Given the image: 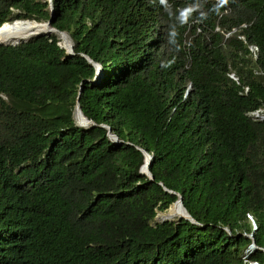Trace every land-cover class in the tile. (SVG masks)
<instances>
[{"label":"trees","instance_id":"1","mask_svg":"<svg viewBox=\"0 0 264 264\" xmlns=\"http://www.w3.org/2000/svg\"><path fill=\"white\" fill-rule=\"evenodd\" d=\"M49 19L73 55L0 45V264H264V0H0Z\"/></svg>","mask_w":264,"mask_h":264},{"label":"water","instance_id":"2","mask_svg":"<svg viewBox=\"0 0 264 264\" xmlns=\"http://www.w3.org/2000/svg\"><path fill=\"white\" fill-rule=\"evenodd\" d=\"M16 22H21V23H26V22H34V23H36V24H38V25H43V27H44V29H41V30H37V31H29V33H28V36H29V38L30 37H32V36H36V35H49L50 33H54V32H58V34H59V38H62L64 35H65V33L64 32H60V31H58V30H56L55 28H53V27H51V19H49V20H47V21H45V22H37V21H34V20H14L13 22H11V23H7V24H10V25H13L14 23H16ZM3 26V24L0 26V28ZM25 40H27V39H25ZM22 41V40H21ZM24 41V40H23ZM20 42V41H19ZM19 42H16V43H0V45H16V44H18ZM58 45L60 46V47H62V48H64L65 50H66V52L69 54V55H73L74 53H73V49H72V44H69V47L67 48V47H65L64 45H61L60 44V42H58ZM84 56V55H83ZM85 58H86V60L89 62V63H91L94 67H95V70H96V75L98 76V77H100V75L102 74V67L100 66V64H98V63H96V62H93L90 58H88V57H86L85 56ZM76 116L77 115H80L81 116V118L84 120V122L83 123H78V121H77V123H78V125H80V126H87L91 121L90 120H88L86 117H84L83 116V114H82V112H81V110H80V108H79V106H78V104L76 105ZM77 118V117H76ZM107 136L110 138V139H112L114 142H118L119 140L117 139V137H116V135L115 134H112V133H110V131L108 130V132H107ZM118 143H121V141H119ZM139 150H141V152L143 153V156H144V160H143V164L140 166V168H139V172L142 174V175H145V176H147V178L150 180V181H152L153 180V176L151 175V173L149 172V170H148V165H150V163H151V155L150 154H148L147 152H145L144 150H142L141 148H139V147H137ZM159 184H161V183H159ZM169 192L170 193H173V194H176V196H177V200L173 203V204H177V203H179L181 206H182V208H183V210H184V212L186 213V216H182L181 218H184V219H186V220H188V221H190V222H192V223H195L196 221L190 216V214L186 211V209L183 207V205H182V197L178 194V193H176V192H173V191H170L169 190ZM164 221H172V220H170V219H167V220H164ZM164 221H162V222H164ZM247 237H249V238H251V244L249 245V247H256V245H255V242H254V240H253V238H252V235L251 234H249V235H247Z\"/></svg>","mask_w":264,"mask_h":264},{"label":"bare ground","instance_id":"3","mask_svg":"<svg viewBox=\"0 0 264 264\" xmlns=\"http://www.w3.org/2000/svg\"><path fill=\"white\" fill-rule=\"evenodd\" d=\"M44 29L43 25H38L34 22H16L13 25L4 23L3 26L0 28V43H16L21 40L28 39L29 31H37ZM60 44L64 45L65 47H69L71 44L68 36L65 34L62 38H60ZM78 123H83L84 120L81 118L80 115L76 116ZM182 216H186L182 206L177 204H172L166 212L161 214V221L170 219V220H177L180 219Z\"/></svg>","mask_w":264,"mask_h":264},{"label":"built area","instance_id":"4","mask_svg":"<svg viewBox=\"0 0 264 264\" xmlns=\"http://www.w3.org/2000/svg\"><path fill=\"white\" fill-rule=\"evenodd\" d=\"M250 50L251 51H255L256 50V47L255 46H251L250 47ZM264 108H259L257 110H254L250 113V115L252 116L253 119H256V120H262L264 118ZM251 222H252V225L255 227V224H254V221L253 219L251 218V216H247ZM252 248H249L247 251H251ZM248 264H258L256 262H249Z\"/></svg>","mask_w":264,"mask_h":264},{"label":"rangeland","instance_id":"5","mask_svg":"<svg viewBox=\"0 0 264 264\" xmlns=\"http://www.w3.org/2000/svg\"><path fill=\"white\" fill-rule=\"evenodd\" d=\"M164 212H166V210H165V211H157V212H156V215L154 216V218H153V220H152V222H151V224H152V225H155L156 223H160V221H161V219H162L161 214L164 213ZM249 220H250V219H249ZM250 222H251V220H250ZM251 225H252V222H251ZM252 227L254 228L253 225H252ZM249 248H251V247H249Z\"/></svg>","mask_w":264,"mask_h":264}]
</instances>
